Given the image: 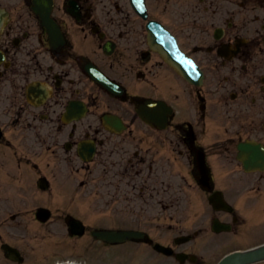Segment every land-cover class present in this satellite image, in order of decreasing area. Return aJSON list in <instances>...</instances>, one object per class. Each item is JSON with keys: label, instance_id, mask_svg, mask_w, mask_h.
Returning a JSON list of instances; mask_svg holds the SVG:
<instances>
[{"label": "flooded vegetation", "instance_id": "obj_1", "mask_svg": "<svg viewBox=\"0 0 264 264\" xmlns=\"http://www.w3.org/2000/svg\"><path fill=\"white\" fill-rule=\"evenodd\" d=\"M145 4L147 20L162 23L204 72L206 90H197L193 96V103L201 102L205 108L201 119L207 113L205 102L216 97L222 100V127L226 121L234 124L223 130L246 136L242 140L264 135V0H145ZM52 5L51 17L64 39V44L58 42L55 48L49 46L47 33L32 12L33 0H0L4 16L0 18V166L15 160L17 147L30 150V136L37 143L46 142L43 136H47L49 147L58 153L65 106L82 100L90 110L95 109L93 114L100 113L101 118L114 114L126 128L112 133L91 124L80 132L71 124L70 140L77 143L75 137L82 135L96 142L100 136L106 143L107 160L114 167L113 178L132 183L146 174L150 182L155 181L159 166L139 151L133 158H125L124 147L136 137L142 140L138 137L141 130L133 127L136 116L132 107L152 97L144 85H151L164 65L146 43V20L136 14L130 0H52ZM72 7L78 11L77 17L68 14ZM106 41L109 54L101 46ZM89 61L122 88L121 96L104 92L108 101L103 103L98 100L101 90L97 86H84L80 93V79L76 81L73 72L84 69ZM124 96L125 102L121 100ZM173 132L185 143L187 148L179 152L188 153L191 168H197L196 151L200 150L212 171L211 154L198 143L197 126L185 120L178 122ZM222 147L219 154L230 153L228 146ZM58 156L55 154L59 161ZM195 177L199 178L198 173ZM212 189L220 188L212 183Z\"/></svg>", "mask_w": 264, "mask_h": 264}, {"label": "rangeland", "instance_id": "obj_2", "mask_svg": "<svg viewBox=\"0 0 264 264\" xmlns=\"http://www.w3.org/2000/svg\"><path fill=\"white\" fill-rule=\"evenodd\" d=\"M158 91L156 93L167 94V90L169 87L173 86L174 91L176 93V97L174 99V95L171 97V102L180 108V113H183V107L181 105L187 102L190 107L188 109L189 113L192 112V104L190 100L191 89L185 84L177 75L168 69L161 70L159 73V78L157 81ZM172 93V94H173ZM214 104L210 108V111H215L214 115L217 114L218 118L216 121H210L206 124V134L202 137L203 145L210 149L211 152H216V150L220 149L219 146L222 145V114L220 113L221 107L211 100ZM231 138L233 136H230ZM147 148V146H145ZM155 158L160 161L161 166H166L168 168V162L172 161L175 165V173L176 174H186L188 166L186 164H182L183 160L179 157V152L176 151L172 153L168 144H160L155 148ZM34 152H41L39 147L31 146L30 150H24L21 152V158L16 161V171L13 168H10V175L16 178L11 182L7 181V177L3 172L0 171V182L5 183L6 187H8L13 195V206L9 207L10 201L5 200L3 198V194H0V245L3 242H12L17 246L21 247L24 253V262L22 264H54L55 262L60 261V225L53 222L52 224H48L45 226H41L35 223L32 220L30 213L28 210L31 209L36 203H41L43 200L40 195L33 194L36 192L35 188V175L29 170L31 166H26L24 163L27 162V158L31 157L34 162H38L39 164L45 166L47 162H52L48 156L49 152L43 151L42 155L38 157L36 160L33 157ZM63 159L62 166L60 169V183H56V187L60 188V193L57 198H50L48 201L50 202V206L55 209L56 212L60 211V208L63 209H79V213H83L84 210L96 207H109V208H121L123 216H113L114 223L117 222V218L124 217L127 218L128 222L133 225L147 226L149 231L153 229H157L158 226L153 216H145L144 213H139V208L147 207V200L144 198L138 197L136 195L135 198H127V199H116L109 198V195L105 190V182H101L104 180L105 173L104 168L96 165L91 168L92 173L83 171L82 173L72 174L75 171V168H72V171L69 170V167H73L70 165L69 160L72 161L75 159L74 153L65 155ZM176 157V159H175ZM211 159L214 161H222V157L211 156ZM217 159V160H216ZM9 163L6 162V165ZM217 165H219L217 163ZM215 169V177H222V184H224V176H226V182L230 183H238V186H241L242 183L237 178L239 176L243 177V184L246 183L253 176H243L240 173H235V168L233 166L225 167V173L222 176V168H214ZM49 171V170H47ZM54 172H56L54 170ZM82 175L87 177V186L84 188H80L78 186V182L84 180ZM57 177L53 178L56 179ZM177 183H173L170 185V189H168L167 185H161L160 188V208L162 209H170L175 212L174 220L168 221L170 223L176 224V228L174 231L165 230V227H161V231L163 234H169L171 236H175L180 232H186L188 229L195 228L199 223H203L204 225H208L210 223V210L207 208L206 202L200 197V193H197L195 188L187 185L182 180L177 177ZM232 179L233 182H228L229 179ZM256 178V177H253ZM97 179V182L94 180ZM188 182L190 180L188 179ZM253 182V181H252ZM191 183V182H190ZM261 189L258 192H252L251 194L258 198L259 206H264V181L258 184ZM1 187V186H0ZM250 195V194H247ZM250 203L256 202L255 199H250ZM174 205V206H172ZM172 208V209H171ZM169 210V211H170ZM165 212L166 215L171 212ZM172 211V212H173ZM7 213H17L18 217L13 221L10 220L11 214ZM147 214V213H146ZM165 214L162 217H165ZM253 217L260 218L257 214H253ZM94 216H87L85 214V219L91 223ZM4 219V222L2 221ZM134 220V222H133ZM166 219H160L162 223L165 222ZM184 221V224L181 223ZM103 222V216H99V221ZM167 222V223H168ZM259 224L258 222L254 223L251 227L252 233L248 235V237H256L255 239H250L248 241H256L260 238V230L254 229V225ZM156 232L155 230H153ZM236 236L228 235L224 237L222 240L221 236H213L207 231L206 234H203L198 240L192 242L189 245H184L181 248L186 250H191L192 246L199 248L198 253H200L204 264L214 263L221 254L226 253L233 247L237 245L246 244L247 239H244L240 242H235L231 244V242L236 240ZM261 239L260 241H263ZM226 246L222 248V245ZM231 244V245H229ZM77 243H67L64 246V256L65 257H82L83 253L80 252V249L77 253L76 251ZM229 245V246H228ZM203 248L201 249L200 247ZM206 246V247H205ZM205 247V249H204ZM221 248L220 252L218 248ZM140 247L138 245H132L129 248V255L127 263L125 264H155L154 260H151L150 255H145L146 258L143 262L139 261V257L142 255L140 253ZM220 252V255H219ZM83 258V257H82ZM130 258V259H129ZM0 264H17L12 263L3 257V254L0 250Z\"/></svg>", "mask_w": 264, "mask_h": 264}, {"label": "water", "instance_id": "obj_3", "mask_svg": "<svg viewBox=\"0 0 264 264\" xmlns=\"http://www.w3.org/2000/svg\"><path fill=\"white\" fill-rule=\"evenodd\" d=\"M148 29L151 35L152 41L159 45L163 51L167 54L168 58L178 67L181 73L184 75L185 78L189 79L190 81L197 83L201 77L200 72L198 71L197 67L189 60L184 54H182L176 45L175 40L160 26L155 24H149ZM259 154L261 151L254 147ZM256 157V152L255 156ZM101 238L111 241V240H124L126 238H130L135 236L132 233L121 232V233H110L105 232L99 235ZM237 255L233 257H229L227 260L223 262L226 263H233L236 260Z\"/></svg>", "mask_w": 264, "mask_h": 264}]
</instances>
